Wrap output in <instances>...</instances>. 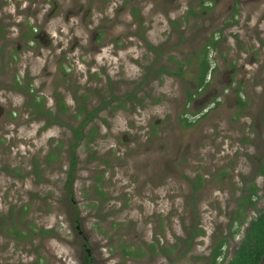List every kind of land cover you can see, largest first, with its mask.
<instances>
[{"label": "rangeland", "instance_id": "1", "mask_svg": "<svg viewBox=\"0 0 264 264\" xmlns=\"http://www.w3.org/2000/svg\"><path fill=\"white\" fill-rule=\"evenodd\" d=\"M166 1L167 14L201 12L202 16V12H227L228 8L232 12L235 8L240 24L245 18L251 26L262 20L264 40V0H219L212 11H206L202 0ZM149 9L158 12L159 5ZM168 25L169 21L165 66L182 73V63L185 72L182 80L169 75L151 78L149 90L140 83L144 62L128 60L129 50L125 48L120 49V57H115L111 33L105 40L110 45L100 54L86 52L72 65L59 64L56 59L52 65L24 60L14 66L23 75L29 72L36 76L38 91L66 96L70 111L65 119L69 118L71 124L70 128H44L42 124L23 127L16 132L20 142L11 145L7 141L0 146V264H84L88 253L92 264H213L212 249L228 239L226 225L232 224L227 216L228 202L241 194L239 173L249 177L259 169L260 155L250 145L243 146L245 152L238 149L239 144L229 145L236 140L227 126L225 107L190 126L180 121L184 111L193 114L192 106L184 105L181 93L191 91L190 67L199 51L196 45L203 41L192 32L179 42L170 34ZM215 25L210 28L206 24L209 29L205 38L218 35L216 30L222 23ZM199 27L200 24L196 29ZM157 32L156 28L154 34ZM244 33L247 31L241 32ZM193 40L198 42L190 44ZM223 45L211 52V63L236 53L235 47L230 53ZM252 45L253 42L244 48L241 64L250 53L258 60L264 58V53L250 49ZM134 51L140 58L142 50ZM251 67L248 65L247 70ZM64 72L70 74L68 81ZM133 88L138 96L125 109L102 106L110 100V92H115L114 97L131 93ZM80 105L88 113L104 108L85 129V139L77 149L79 161L72 200L66 189L69 148L74 142L72 127L76 128L88 114L79 109ZM23 111L27 120V106ZM239 128L240 125L234 127ZM207 138H216L213 145L207 143ZM55 151L57 157L48 164L47 155ZM246 153H252L257 160L250 162L244 157ZM212 167L217 181L205 183V177L213 175ZM4 169L6 174L2 173ZM226 177L236 183L234 189ZM198 178L204 184L194 192ZM258 183L264 189V176ZM261 201L260 205L264 199ZM254 216L250 211L243 214L244 225ZM238 225L233 224L232 229ZM15 230L25 231L23 240L17 239ZM240 238L236 237L238 243ZM228 244L223 264L230 263L238 247L234 240L228 239Z\"/></svg>", "mask_w": 264, "mask_h": 264}, {"label": "flooded vegetation", "instance_id": "2", "mask_svg": "<svg viewBox=\"0 0 264 264\" xmlns=\"http://www.w3.org/2000/svg\"><path fill=\"white\" fill-rule=\"evenodd\" d=\"M218 1L202 0L201 5L206 11H212L217 7ZM156 4L159 5L158 12H150L149 6L155 9ZM166 4V0H0V146L5 145L7 141L11 145L20 142L16 132L23 127L42 124L44 128L50 126L70 128V119H65L70 111L66 96L58 92L47 95L38 91L39 88L35 85L36 76H30L29 72L23 75L21 71L14 69V66L24 60H41L46 65H52L57 59L59 64L72 65L84 58L86 52L100 54L110 45L105 40L107 34L111 33L114 38L111 44L115 57H120V49L123 51L127 49L128 60L134 62L142 59L144 66L140 83L149 90L151 78L160 79L169 75L182 80L181 76L176 75L178 71L167 70L165 66L167 22L169 21L170 34L176 36L179 42L189 33H198V38L203 44L196 45L199 51L190 67L189 74L193 79L190 83L191 91L181 93L184 105L192 106L194 115L184 111L180 121L189 126L225 107L227 126L236 140L229 142V145L239 144L241 147L238 149L243 152H245L243 146L250 145L258 150L260 155L259 169L249 177L245 172L239 173L242 180V186L239 187L241 194L237 199L228 202L227 216L230 217L232 224L229 222L226 225L227 234L229 240H234L235 247L238 246L235 250L236 257L237 251L247 239L251 224L264 213L262 208L264 202L260 205L264 199V189L258 183L259 178L264 176V148L260 149L261 145H264V58L258 60L255 54L250 53L245 56L242 64L240 58V55L244 54V48L250 46L252 42L254 45L250 49L263 55L262 20L251 26L245 18L244 24H240L236 21L239 12H233L235 8H232V12L231 8H228L227 12H202V16L199 15L201 12L167 14ZM172 14L176 15L175 18L170 16ZM262 17L264 18V15ZM200 19L203 20L200 22ZM220 22L222 26L216 30L218 35L211 34L205 38V32L209 29L207 27L214 28L215 24ZM198 24L201 27L196 29ZM234 25L238 30L232 32L231 27H235ZM156 28L158 32L154 34ZM245 30L248 34L242 35L241 32ZM196 40L190 44H196L198 42ZM222 44L230 53L232 47H235L236 56L229 54V57H221L222 62L214 59L211 63V52L219 49ZM134 48L142 50L140 58L135 57ZM205 50L210 69L203 85L199 87L203 76L202 72L201 75L199 73V64L205 59ZM181 65L182 63L180 68ZM248 65L253 67L247 70ZM63 75L65 81H68L69 72H64ZM138 93L133 88L131 93L113 97L115 92H110L112 94L110 100L102 106L109 104V109L116 107L125 109L129 101L136 100ZM24 96L27 102L22 103ZM80 97L79 101H83ZM24 106L28 109L27 120H24L23 116ZM102 106L98 107L101 112L104 108ZM97 117H94L87 127L94 123ZM237 125H240L238 130L234 129ZM234 132L240 136H235ZM215 139L207 138V143L213 145ZM50 156L53 158L52 153L48 154L47 158ZM209 156L214 157L212 154ZM245 156L250 162L257 160L252 153H246ZM47 163L50 164L48 159ZM213 172L212 167V174ZM2 173L6 174V170H2ZM187 180L189 181L188 178ZM216 181L214 174L205 177L204 180L205 183ZM225 181L232 184L234 189L236 183L233 184L231 178L226 177ZM203 184L202 178H198L194 182V192L201 189ZM233 189L231 194L235 197ZM248 211L253 212L255 216L244 225L246 221H243V214H247ZM233 224L239 225L232 229ZM237 236L241 237L240 243L236 241ZM228 239L222 240L226 242L221 248L222 254L217 258L216 264H223L226 259L227 249L230 248ZM222 241L214 245L211 257ZM84 245L87 247V244ZM219 260L221 262L218 263Z\"/></svg>", "mask_w": 264, "mask_h": 264}, {"label": "trees", "instance_id": "3", "mask_svg": "<svg viewBox=\"0 0 264 264\" xmlns=\"http://www.w3.org/2000/svg\"><path fill=\"white\" fill-rule=\"evenodd\" d=\"M205 59L202 63L199 64L200 70L199 73L202 72V80L199 83V87H201L207 77V74L209 73L210 64L207 59L206 50L204 53ZM185 65H181V72H176V75L182 76V74L185 72L184 70ZM184 71V72H183ZM169 73V72H168ZM175 74V73H173ZM201 75V73H200ZM129 98V96H127ZM101 109L98 108L97 110L92 111L91 113L87 112V109L81 108V111H84V114H87V116L84 117L81 124L73 128L72 132L74 135V142L70 146L69 149V156H70V167L68 171V178L66 183L67 192L69 194V197L73 200V186L75 182V174L77 171V165H78V155H77V149L82 144L83 140L85 139L84 131L87 128V125L94 119V117H97L99 111ZM191 124H189L190 126ZM52 156L48 159L49 163H52V161L57 157L56 151L52 153ZM76 209L77 215H79V212L77 208ZM15 230L14 234L17 237V239H24L23 236L25 235V231ZM226 241H222L214 250L212 257L214 264L217 263V258L222 254L221 248L223 244ZM87 253L89 252L88 247H86ZM89 254V253H88ZM264 255V213L259 216V218L254 221L251 224V228L249 230V233L247 235V239L242 243L240 249L237 251L236 257L231 261L230 264H260V261ZM84 264H92V257L90 255H87L86 262Z\"/></svg>", "mask_w": 264, "mask_h": 264}, {"label": "water", "instance_id": "4", "mask_svg": "<svg viewBox=\"0 0 264 264\" xmlns=\"http://www.w3.org/2000/svg\"><path fill=\"white\" fill-rule=\"evenodd\" d=\"M260 264H264V255H263L262 259H261Z\"/></svg>", "mask_w": 264, "mask_h": 264}]
</instances>
